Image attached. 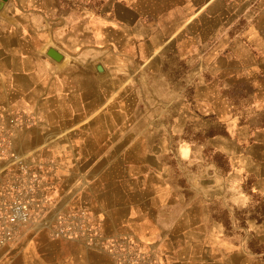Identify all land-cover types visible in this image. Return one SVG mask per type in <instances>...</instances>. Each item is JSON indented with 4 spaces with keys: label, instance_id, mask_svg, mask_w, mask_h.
Wrapping results in <instances>:
<instances>
[{
    "label": "crops",
    "instance_id": "crops-1",
    "mask_svg": "<svg viewBox=\"0 0 264 264\" xmlns=\"http://www.w3.org/2000/svg\"><path fill=\"white\" fill-rule=\"evenodd\" d=\"M224 1L7 0L0 8V120L29 124L16 132L13 152L32 166L53 161L62 168L108 150L102 137L111 135L112 119L124 116L118 111L136 78L173 53L176 41L191 39V25L216 17L214 8ZM52 50L59 61L49 55ZM260 104L264 115V99ZM259 115L242 122L231 112L224 117L226 134L209 140L227 160L224 176L211 163L214 178L200 177L194 192L150 176L139 180L144 186L134 202L119 193L126 200L119 207L120 221H128L124 228L164 251L168 264H264L248 236L239 235L234 212L239 201H264ZM199 157L207 161L205 151Z\"/></svg>",
    "mask_w": 264,
    "mask_h": 264
},
{
    "label": "rangeland",
    "instance_id": "rangeland-1",
    "mask_svg": "<svg viewBox=\"0 0 264 264\" xmlns=\"http://www.w3.org/2000/svg\"><path fill=\"white\" fill-rule=\"evenodd\" d=\"M214 11L221 16L192 24L191 39L176 41L173 53L136 78L118 111L124 116L112 119L111 135L102 137L108 150L105 144L74 166H32L13 152L15 134L28 122L12 127L11 118L0 120V149L9 145L0 156V201L28 196L34 214L18 241L0 248V264H168L164 251L124 228L119 193L134 202L144 186L139 180L150 176L194 192L200 177L214 178L211 163L226 174V158L208 146L213 135L226 134L224 117H264V0L219 2ZM205 97L211 103L198 100ZM204 151L206 162L199 160ZM234 212L239 235L264 261V201H239Z\"/></svg>",
    "mask_w": 264,
    "mask_h": 264
},
{
    "label": "built area",
    "instance_id": "built-area-1",
    "mask_svg": "<svg viewBox=\"0 0 264 264\" xmlns=\"http://www.w3.org/2000/svg\"><path fill=\"white\" fill-rule=\"evenodd\" d=\"M12 127L21 126V121L17 118L10 119ZM8 143V140H6ZM6 143V145H7ZM4 146L0 149V156L6 152ZM33 192V190H30ZM32 202L28 196L21 194L13 196L11 199L0 201V248L8 247L18 241L20 227L28 224L34 218ZM66 235H71V227L64 231Z\"/></svg>",
    "mask_w": 264,
    "mask_h": 264
},
{
    "label": "water",
    "instance_id": "water-1",
    "mask_svg": "<svg viewBox=\"0 0 264 264\" xmlns=\"http://www.w3.org/2000/svg\"><path fill=\"white\" fill-rule=\"evenodd\" d=\"M7 0H2L1 1V3H0V8H2V6H3V4L6 2ZM49 55L51 56V57H53L54 59H56V60H60L61 59V57H60V55L58 54V53H56L55 51H50V53H49ZM97 70H98V72L100 73V74H103V68H102V66L101 65H98L97 66Z\"/></svg>",
    "mask_w": 264,
    "mask_h": 264
},
{
    "label": "trees",
    "instance_id": "trees-1",
    "mask_svg": "<svg viewBox=\"0 0 264 264\" xmlns=\"http://www.w3.org/2000/svg\"><path fill=\"white\" fill-rule=\"evenodd\" d=\"M214 136V135H213Z\"/></svg>",
    "mask_w": 264,
    "mask_h": 264
}]
</instances>
